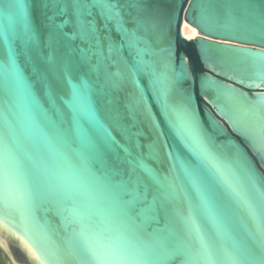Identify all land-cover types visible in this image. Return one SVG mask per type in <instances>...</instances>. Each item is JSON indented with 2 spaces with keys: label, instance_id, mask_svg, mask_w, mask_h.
<instances>
[{
  "label": "water",
  "instance_id": "95a60500",
  "mask_svg": "<svg viewBox=\"0 0 264 264\" xmlns=\"http://www.w3.org/2000/svg\"><path fill=\"white\" fill-rule=\"evenodd\" d=\"M10 3L0 0V13L7 11ZM24 3L33 38L27 45L19 38H10L7 43L0 39V59L7 60L11 49L17 67L32 85L40 109L52 121L63 117L64 151L76 163L72 87L86 93L95 120L102 126L99 133L105 137L107 165L122 170L123 179L129 175L133 180L139 177L149 186L147 201L138 210L147 208L155 198L154 211L147 215L156 219L145 225L148 231L159 229L164 235H183V218L190 205L198 203L184 172L197 164L194 146L179 126L184 114L195 123L217 157L234 161L238 170H247L258 186H264V147L253 143L234 122L235 101L255 103L264 95V81L254 76L256 66L264 63V42L258 36L203 22L200 0H144L143 11L127 0H119L124 30L118 24L101 22L102 42L93 49L95 55L89 53L88 63L81 66L79 41L72 44L54 34L47 20L52 11L44 9L42 0ZM245 7L258 14L264 10V0H244L235 11ZM138 20L145 24L141 26ZM184 20L202 35L185 37ZM197 22H203L204 27ZM0 23H6L2 15ZM5 101L22 119L19 98L0 93V106ZM21 140L28 144L24 136ZM91 168L95 178L104 179V163L93 162ZM95 178L84 174L81 199L93 205L92 230L115 235L114 218L106 210L107 194L96 186ZM32 211L37 224L63 248L66 258L61 264H85L71 255L75 225L65 222L61 204L36 199ZM12 220H0V264H46L31 244V239L38 237L37 231L31 229L30 236L24 231L23 209L13 212ZM226 227L236 243L242 247L250 244L254 224L234 204Z\"/></svg>",
  "mask_w": 264,
  "mask_h": 264
},
{
  "label": "snow or ice",
  "instance_id": "6c2138e0",
  "mask_svg": "<svg viewBox=\"0 0 264 264\" xmlns=\"http://www.w3.org/2000/svg\"><path fill=\"white\" fill-rule=\"evenodd\" d=\"M143 11L144 0H127ZM203 22L227 30L244 31L264 42V10L260 13L237 12L244 0H200ZM54 34L64 41H79L81 66L88 63V54L102 42L101 22L118 24L123 31L119 0H42ZM6 23H0V39L19 38L27 45L32 40V26L24 0H11L8 10L0 13ZM57 18L60 22L57 23ZM203 22H197L204 27ZM143 26L145 21L138 20ZM155 25H153L154 27ZM139 70V69H137ZM254 76L264 81V63L256 66ZM0 93L19 98L22 119L7 101L0 106V220L12 223V214L23 209L24 231L38 233L31 239L32 247L44 257L46 264H61L66 258L61 245L48 230L37 224L33 215L36 199L56 200L72 229L71 255L85 264H264V186H258L247 170L235 166L234 161L217 157L209 142L195 123L184 114L180 128L194 146L197 164L186 167L198 196V203L190 205L184 220L183 235H164L161 230L148 231L145 225L155 220L152 204L147 201L149 186L117 166L109 167L104 159L105 137L100 135L95 113L87 102L86 93L72 87V122L76 127L78 148L74 162L64 151L66 130L61 128L63 117L52 121L36 103L32 85L20 72L9 49L7 60L0 59ZM237 114L234 122L253 143L264 147V95L255 103L235 101ZM96 124L97 127L85 125ZM21 136H24L26 145ZM127 151V150H126ZM105 164L104 179L95 178L91 165ZM148 171V170H146ZM96 179V186L107 194V211L114 218L115 235L94 231L93 205L81 199L85 186L84 174ZM151 176V173L149 172ZM117 177H121L117 179ZM153 182L163 187L152 177ZM241 208L254 224L247 247L236 243L227 231L232 205ZM210 226V227H209Z\"/></svg>",
  "mask_w": 264,
  "mask_h": 264
},
{
  "label": "bare ground",
  "instance_id": "6f19581e",
  "mask_svg": "<svg viewBox=\"0 0 264 264\" xmlns=\"http://www.w3.org/2000/svg\"><path fill=\"white\" fill-rule=\"evenodd\" d=\"M182 33L185 37H187L188 39H192L195 38L197 36L202 35L199 32V29L197 27H195L194 25H192L191 23H189L188 21L184 20L183 21V25H182Z\"/></svg>",
  "mask_w": 264,
  "mask_h": 264
}]
</instances>
